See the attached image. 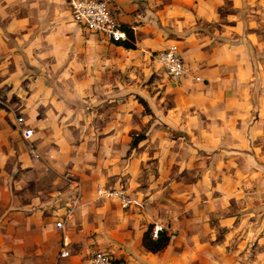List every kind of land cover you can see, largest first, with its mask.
I'll return each mask as SVG.
<instances>
[{
    "label": "crops",
    "instance_id": "crops-1",
    "mask_svg": "<svg viewBox=\"0 0 264 264\" xmlns=\"http://www.w3.org/2000/svg\"><path fill=\"white\" fill-rule=\"evenodd\" d=\"M108 1L135 48L75 23L68 0H0V264H83L94 249L264 264V0ZM172 43L190 69L179 80L155 58ZM114 188L128 207L98 194ZM150 224L170 235L158 252L142 245Z\"/></svg>",
    "mask_w": 264,
    "mask_h": 264
},
{
    "label": "built area",
    "instance_id": "built-area-1",
    "mask_svg": "<svg viewBox=\"0 0 264 264\" xmlns=\"http://www.w3.org/2000/svg\"><path fill=\"white\" fill-rule=\"evenodd\" d=\"M68 4L72 20L85 27L91 33L99 35L102 38L114 43L128 38L126 31L121 25H119L114 13L112 12L108 0H68ZM155 58L163 66L167 75L173 80H179L190 75V69L183 62L177 44L172 43L164 49L156 51ZM195 79L200 80V77L196 76ZM15 123L21 137L25 141H30L34 131L26 124L24 117L22 115L16 116ZM29 151L35 158H40V154L36 151V149L31 147ZM65 178L68 180L71 179L68 175H65ZM76 187L78 186L76 185ZM98 194L117 199L123 208L128 207L132 203V199L122 188H114L110 190L99 189ZM79 204L80 195L77 192L66 203V206L60 215V219L55 222V226L64 230L66 224L71 220ZM161 230V226L155 225L152 229V236L156 238L158 231ZM69 256V250L62 247L58 252L57 259L61 260ZM115 261L117 260L111 252L94 249L90 252L89 256L84 259L83 264H115Z\"/></svg>",
    "mask_w": 264,
    "mask_h": 264
},
{
    "label": "trees",
    "instance_id": "trees-1",
    "mask_svg": "<svg viewBox=\"0 0 264 264\" xmlns=\"http://www.w3.org/2000/svg\"><path fill=\"white\" fill-rule=\"evenodd\" d=\"M122 28L126 31L128 38L125 40L118 41L116 42V44L122 45L125 48H135L133 30L128 29L126 27H122ZM138 140H139V137L134 138L131 142V146H135ZM152 228H153V225L150 224L147 230L144 231L142 235V245L148 251L158 252L164 249L168 245L169 240H170V235L165 230H161V231H158L157 237L154 238L152 236ZM115 264H118V261H115Z\"/></svg>",
    "mask_w": 264,
    "mask_h": 264
},
{
    "label": "rangeland",
    "instance_id": "rangeland-1",
    "mask_svg": "<svg viewBox=\"0 0 264 264\" xmlns=\"http://www.w3.org/2000/svg\"><path fill=\"white\" fill-rule=\"evenodd\" d=\"M245 1L246 0H244V3H245ZM247 2V1H246ZM225 5H226V9L228 10V6H230L231 5V3H230V0H228V2H226L225 3ZM250 6V7H249ZM252 6H251V4L250 3H246V4H244L243 5V8H242V13L244 14V17H248V16H250L251 15V13H252V11H251V8ZM248 8L250 9V11L248 10ZM260 30L262 31V32H264V25L260 28ZM159 63V62H158ZM162 67V66H161ZM119 69V68H118ZM118 69H117V71H118ZM85 103V102H84ZM6 104L7 103H1V100H0V106H6ZM138 133L141 135L142 134V130H140V131H138ZM263 179H264V175H263ZM258 211L259 212H262V211H264V203H260L259 205H258ZM159 226H161L162 227V230H167V226L166 225H163V224H158ZM155 226V225H154ZM153 226V227H154ZM153 229V228H152ZM147 230V229H146ZM168 231V230H167ZM121 249V248H120ZM121 252L120 251H118V254H120Z\"/></svg>",
    "mask_w": 264,
    "mask_h": 264
}]
</instances>
